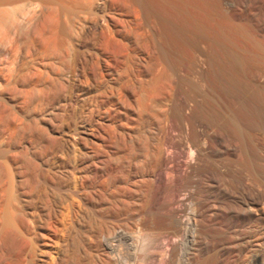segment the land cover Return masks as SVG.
Segmentation results:
<instances>
[{"label": "bare ground", "instance_id": "obj_1", "mask_svg": "<svg viewBox=\"0 0 264 264\" xmlns=\"http://www.w3.org/2000/svg\"><path fill=\"white\" fill-rule=\"evenodd\" d=\"M89 1L92 0H85L84 2L82 0V3L79 2V0H0L1 30L3 29L2 25L6 21H8V19L4 17L6 13L5 7L7 6L18 5L20 8L19 13L21 10V14L20 15L18 14V17L20 18L21 16L22 19L26 20V21L24 20L25 22L30 20V18L34 20V22L36 21L35 19L32 18V16H30L32 15V13L35 11L36 8L37 9L39 8L38 10L36 9V12L40 11L41 13L39 12V15L43 14L42 16L44 17V20L42 19L44 23L40 21L41 23L44 24L43 25L44 27H42V24H40L41 26H39V23L37 22L38 26L42 27L44 31L42 32V28H41V33H43L42 41L41 42L34 41V39H36L34 35L33 40H31V42L27 45L28 51L24 52L27 53L26 58H28V60L21 59L22 57L21 58L18 57V52L21 50V48L18 51V48H12V47L10 48L8 47L9 45H7L8 48L6 47V50L8 49L9 60L8 62H6V65L10 63V66H8L9 68H7V72L5 68L0 66V172H2V175H0V185H2V187L1 186L0 187L2 189L1 191H3V193L1 194L0 192V194L1 197L4 196L3 201L1 202L0 200L1 202L0 213L3 212V209L5 207L9 209L10 208L9 206H12L9 202L12 201L13 198L16 199L14 196L10 195V194H14L12 190H14L13 187L17 185L15 184V180H14L15 185L12 187L13 183L11 180L13 179L12 178L13 175H19V177L21 178V185L24 188V192L22 194L23 197H25L23 201H26V198L28 196L36 195L37 199H39V201H42L44 205H46L45 207L46 211L44 212L38 211V213H35L33 215L31 214L34 222H32L28 218L32 223H36L37 228L39 229V231H37L38 233L37 232L35 233L36 236L34 235L32 236V238H29V240L31 239L30 243L32 242L33 244L35 243L37 244L38 249L36 247L30 248V251L27 252V254L28 253L29 254L26 255V257L28 256L29 259L27 260L25 256H24L25 258L20 257L21 261L19 264H21L22 262L23 263L25 262L24 264L50 263L48 262L49 259L52 258L51 259L52 261L53 254L58 253V251H56L57 248L55 247H57L58 245V248L60 247V249L62 250L61 248L62 244L60 243L61 231H64L67 237L69 234L68 227L70 226L71 228L73 225L72 223H70L72 225L69 224V226L64 227V229H62L61 223L66 221L63 219L67 218V216L72 215L70 213H75L77 211L76 207L81 206V203L84 206L89 205L93 207L96 210L95 212H97L101 218L104 217V215H102L103 214L102 212H104L103 209H107L106 212L109 215L108 217H110L113 220L110 222V224L107 223L108 221L107 222L105 221V223L109 224L108 227L105 225V228L107 227L106 229L102 227L103 225L102 223L100 224V222H99L100 226L96 228L97 229L96 234H98L103 240V244H102L103 255L106 259H110L111 257L109 255L111 253L109 254V252L111 250H110L109 241L114 240L115 237L112 239L110 237H107L108 235L106 236V234L109 235L112 234L110 233L111 230L114 233H116L118 230H121L122 224L120 223V221L122 217L127 213L126 212L127 209L125 210L124 206H122L124 203V198L127 197V193H126L127 188L125 189L122 186L123 177L125 175L123 176L124 164H122L121 161L122 158L125 157L124 156L125 153L130 151L129 152L130 154L132 150H134L133 151L134 153L135 148L137 146L140 150H144L146 152L145 155L144 152L141 153L145 156V157L143 156V158H146L145 166H143L144 168L146 167L143 173V177H152L156 183L162 185L168 193V198L170 202L176 204L179 203L185 204L187 209L186 216L192 223H194V225L196 224L197 218L196 215L194 214L196 209L194 205H192L191 203V198H192L191 195L195 189V186H189L186 188L185 186H183V184L185 181H187L189 177V169H191L190 168L191 165L193 167V164L197 165L204 162V155L206 153V135L208 131H210L209 129L211 126L217 125L220 129H223L224 132L228 134V136L237 140L242 154V159L240 164L245 170L247 176L252 180L257 179L262 181L264 179V171L261 168L256 167L257 159H255L253 154L248 149L254 143V134L256 133V129H257L256 128L257 124L255 122L257 119L256 120L254 119L255 114L257 113L264 114L263 108H261L255 102L256 97L254 98L253 95L255 93L257 97L260 96L264 97V86H263L264 55H260V53L257 54V52L254 49L252 55L246 56L245 58H240L238 56V51L236 48L238 46V43L235 46L233 44L235 43V41L234 42L232 41L233 43L226 41L219 28H213L210 30V28L208 29L207 28L208 26L206 27V24H204L205 22L201 20L200 22L199 21L195 22V20L198 18L196 19L194 18L195 20H193V17H191L190 15L191 13L188 10L187 3L189 2H187L186 0H129L131 4H128L127 2V6L128 5H130V7H132L131 5L134 6V8L131 9L132 12L135 13L132 14L133 16L135 14V17H137L138 19L137 21H129V19L128 21H123L124 19L120 21L121 18L117 19L118 17L117 18L116 16L114 17L112 14L117 9V1L110 0V2L108 3V10L111 15V16L109 15L111 22L110 20L104 17L105 19H103V22H101L100 24L98 22L99 20L98 19L95 22L99 24L98 25L95 24V25L99 30L98 29L96 30L99 31L100 39L104 37L108 39H112L115 41V43L117 42L119 44V47L121 46V49L118 50L119 47L118 48L116 47L117 50H115V53L119 55L118 56L116 55V57H114L115 59L111 60L109 63L107 62L108 64L106 70L107 79L106 77H104L103 70H99L98 73H96L94 79L96 78L99 81V84L103 83L102 81H104L107 85L112 86L115 83H119V82L122 83V79H124L123 78L124 73H122V71L126 72L129 69L131 70L130 75H132V78H134L135 83H133L134 81L131 82L133 79L130 77L132 79L130 80L129 76H127L128 72H126L127 74H125V76H127L126 78L129 79L128 80L129 82L123 81L125 100L123 99L124 101H121L122 99L121 100L119 99L120 100L119 103L117 100H114L112 96H109L108 98L106 96H105L106 98L102 97L103 95L100 96L101 91L99 88V94H97L98 96L97 99H95V102L102 106L105 105L106 103H109L111 106L114 107L113 111H107L105 115H103V117L99 119L100 122L95 125V129H93V126L90 124L82 128L81 134H83V136L82 137L80 136L81 137L80 141L81 143H83L84 147L81 148L80 150L78 149L77 158L75 157L77 164L74 166L73 170H68V169L63 170L62 168L59 170H55L51 168V170L48 171L49 169L48 168L47 169L48 172L44 173L45 170L43 171V169L46 168H44L43 165L46 163V158L49 155L48 153L52 151V149L49 151L50 146L49 144H47V140L44 139V135L47 132V129L46 127L43 128L44 126L40 124L39 120L41 118L37 120L34 117L35 118L34 120L31 119L33 122H28L26 121L28 119H26L22 115L23 113L28 112V116H31L29 115L30 110H34L35 112L40 110L39 113L42 111L44 112L45 107L46 108L48 107V109L51 110V113H54V109L58 105L62 104L65 106V110H63L65 111V114H63V112H60L61 115L63 114L62 117H66V120L71 122L76 119L75 117L77 115V112L80 111V110L77 111V108L81 105L79 100L78 101L75 100L76 102H74L71 97L72 82L75 79L73 77L79 76L78 74L79 69H77L78 64L76 61V59L78 58L74 44V38L77 41L76 38L77 36L74 35V33L76 34L78 33L76 31H78L80 22L79 23L77 22L78 26L76 28L75 19H78L77 18L79 14L78 12L83 13L82 11L85 12V10L88 9V7L89 9L86 11L87 12L90 11ZM92 3L93 1L91 2V9L93 11ZM125 8L126 7H124L123 9ZM136 8H140V10ZM30 11L32 12L31 14H29L30 16L29 18V16H27L28 15L27 12L30 13ZM92 11H90V13ZM216 12L218 11L216 10ZM92 13L91 15H93ZM33 14L35 15L36 13ZM118 14L119 13H117V15ZM127 14L128 13L124 15L128 16ZM34 15L33 17H36V15L35 16ZM62 15H64L66 18H68V20H70L68 22V23L71 22L70 28L68 29L63 28V26L66 24L65 22L67 21L64 22L63 20L62 22H64L65 24L62 23L64 25L63 26L61 25V19L62 18L64 19V17H61ZM83 15H82L83 21L86 22L88 20L87 14H85L84 17ZM134 19L136 20V18ZM18 21L20 20L19 19L15 20V23H18ZM22 21L23 20H21L20 23L24 22ZM30 21H28L27 24H29ZM37 21H39V19ZM5 24H6L5 26H7V23ZM20 25L21 24H19L18 29L16 28L17 30L15 31V33L19 31ZM22 25L21 27H23ZM82 28H84L85 30L84 26ZM28 29L31 31V28ZM24 30L26 31V29ZM79 30L81 32V28ZM30 31H28L27 33L28 34L27 36L29 37H30ZM36 31L37 29L34 30V33H36ZM37 32L39 33V31ZM21 33L19 35L20 38H22L25 35L24 34L23 36H21L23 34ZM9 36L12 37V35L10 34ZM13 37L12 38L8 37V38L12 40ZM0 38H2L1 33H0ZM9 39L7 42H9ZM26 39H30V38L26 37ZM26 41L28 42V40ZM1 42H0V48H1ZM12 42L9 43L11 44L10 46L12 45L15 46V44H13L14 42L13 43ZM24 44L22 45L24 46ZM18 46L19 45L15 47ZM27 48H25L24 50H26ZM116 51L119 52L117 53ZM184 51H187L190 54V57L180 58L182 57L180 56L181 55L180 52L183 53ZM4 52H6L5 49ZM168 55L172 57L170 58V62H171L170 65H168L166 61V57L168 58ZM141 56H145L146 58H143ZM132 58L136 59V61H133ZM144 62H146L145 65H147V67L144 65ZM178 71H180L181 74L177 73ZM250 73L251 75H249ZM71 74L73 76L72 80L69 78V75ZM178 74H180V76L177 78L176 75ZM95 83L98 84L97 81H95ZM182 85L189 87V93L186 99L187 102L184 103L183 105L179 104L177 106L176 109L177 112H176L174 110L175 107L171 106L172 104L171 105L169 104L170 101L169 99L171 98V96L173 97L175 88L177 86L180 87ZM123 86L121 84L120 87ZM111 88L113 89V87ZM209 89L210 92H212V94L215 96V99L218 96V98H221L223 101H226V105L221 106L220 108L214 106L213 107L211 106L212 108H208L204 101L208 95L207 90ZM112 91L110 92V94L112 93ZM249 92L250 94H252V97H249L248 95ZM112 94L114 95V91ZM96 103L94 104L97 105ZM155 105L158 107L159 110V115L157 114L158 115L157 120L159 122L158 126L160 124H163L161 127L164 126L163 129L165 130L166 133V138L163 142V149L158 147L157 145L155 146L156 139H153L154 142L151 143L150 146L147 147L145 145L146 147L143 146L142 148V146L140 147V142H142L141 140L143 139L139 140L138 138L141 137L139 135L142 133L143 116L145 113L148 114L151 111L152 107L155 108ZM61 109L62 108H60V111H62ZM222 111L223 112L225 111L226 113L229 114V120L227 121L223 120L222 118L224 117V115L222 116V118L220 117ZM152 114H153V110H152ZM152 114L150 112L149 116ZM209 116L211 118L207 119V117ZM259 116L261 118V115ZM262 116L264 117V115ZM44 119L42 120L43 122ZM153 119L154 120L156 119V115ZM224 119H226V117ZM148 121L150 120L148 119ZM75 123L76 122H74V124ZM105 123H109L113 128L112 129L113 132L111 131L113 134V140L110 141L109 144L105 140L106 136H103V133L106 132V131L103 132V130L105 129V128L103 129V125L105 126ZM111 127H109L108 129H110ZM260 129L261 128H258L257 130ZM160 132H162V129ZM175 134L179 138V141H177V139L175 138ZM148 142L147 145H149ZM48 143H50V141ZM142 143L144 144V142ZM50 145H52V142L50 143ZM102 147H105L106 149H102ZM169 149H179L180 152L179 153L169 152ZM64 154L66 158L70 157L69 156L70 154L68 153H64ZM24 157L25 160L21 162L20 159L21 158L23 159ZM123 160L125 161V158ZM228 160L232 162L231 159ZM130 162L132 163V161ZM137 164L135 163V165ZM135 165L131 164L129 166V169L132 174L138 175L137 174L138 169H135L137 167V166L135 167ZM225 165L227 169L230 168L228 161ZM13 170L15 174L13 173ZM63 172L73 174L72 176L74 182L71 183V182H66V180L65 181L62 180L60 178V175H63L64 174ZM9 173L11 174L13 173L11 178H9L11 175V174L9 175ZM103 176H107V177L111 176L112 179L108 183V185H105L97 180L98 178ZM136 181L135 183L138 186H140V183L138 184V182ZM130 182L132 181L130 180ZM9 185H11V189ZM126 187H128V184ZM140 188L141 187H139V189ZM137 189L135 191H137ZM7 190L8 192L10 190L9 194L6 192ZM142 191H144V189ZM5 192L7 193L8 197H10L12 200L8 201V197L6 199ZM141 195H142L141 197H143V194ZM19 200H17V203ZM126 202L129 203V201ZM142 202L143 201H141V205ZM19 203L21 204V202ZM131 203L132 202H130V205ZM20 204H18V206ZM13 205L16 206V204ZM247 207L249 210H253L254 207L253 203L248 202ZM11 208H13V206ZM139 209L134 208L133 215L138 220L139 219L141 220L142 217L140 218V216L142 211L140 212ZM5 210L6 208L4 209V212H7ZM11 210L12 212L14 211L13 209ZM79 210L82 211L81 208ZM85 210L88 211V209L86 208ZM65 211L67 212V214L63 218ZM9 212H7V214H9ZM92 212L93 211H91V213ZM13 213L9 215L12 217ZM7 214L6 216H8ZM25 214L26 213L22 214V217ZM14 215L16 216L17 214ZM19 215H21V213ZM75 215L76 214H74V216ZM78 215H80V213ZM10 216H8V218L6 219L10 218L8 222L15 221L14 222L15 224L18 216L16 217V220L14 219L12 220ZM92 216L94 215L92 214ZM95 217L93 223L94 226L95 225L97 226L96 224L97 222H95L96 219ZM76 218L79 219L77 216ZM73 219L74 218L72 217V221ZM101 220L102 219H100L99 221ZM138 220L137 222H140ZM189 220H188V224L191 223ZM20 221H22V218ZM72 221L70 220V222ZM89 222L91 223V221ZM89 222L88 224L90 226ZM17 223L15 226L12 225L13 223H11L15 231H16L15 227H17V229L20 228L17 225ZM66 223L68 224L69 222ZM132 223L136 224L135 222ZM11 225L9 226L11 227ZM22 225H24V223L23 224L21 223V227ZM92 226H90L89 228L91 229V231L92 230L94 231V228ZM191 227L192 226H190V229ZM32 229L35 228L32 227ZM85 229L83 232H81L80 230L81 233L79 232L80 234H78L77 236L78 238H76L75 240L70 239L73 241L71 243L72 254L71 255L69 254L70 256L68 255V260L66 259L69 264H84L83 260L85 258L87 259V257L92 255V253H90L91 251L88 250V247L92 239L94 238L90 239L88 233H92V232L90 230H89L90 232L87 230L88 225H87V229L86 230ZM185 229L190 230L187 228ZM17 231H21V228ZM34 232L35 231H33V234ZM177 233L178 234L176 233L171 234L170 232H166L165 234L162 235L161 240L163 239V242L166 245L164 243L163 244L167 247L164 246L165 250L160 247V250L161 249L164 250V254L161 251L163 256L160 255L162 256V258L161 257L159 258L160 259L158 261L159 264H190L191 258L189 253L183 256L182 255L180 256L178 254L177 259H174L173 257L171 258L172 255H170V259H169L170 247H172L173 243L175 242L174 237L177 238L187 237V234H182L181 232H180L181 234H179V231H177ZM23 234L25 235V233ZM23 234L21 236H23ZM16 235L18 236V234ZM65 235L63 237H65ZM121 236L123 237V235ZM73 237H76V235ZM27 238L28 237H26V239ZM34 238L36 239L35 243L34 241H32V239ZM108 238L110 239L108 240ZM144 238L142 237L141 240V242L144 240L143 243H145V241L146 243L152 241V238L151 240L149 239L150 237H148L147 240L146 238L145 239ZM99 239L96 240L99 241ZM118 240L119 239L114 241H118ZM154 241H152L151 244H153ZM186 241H187L186 243H188L189 246L194 245L195 242L193 236L192 237L189 236L186 239ZM92 242L94 243V241ZM158 242L160 243V241ZM24 243L28 244L29 242H24ZM67 243L69 244V242ZM180 243L181 242H179V244ZM27 244L26 247L23 245L24 248H27ZM147 244H142V246L145 245L144 247L147 248L146 246ZM151 244L150 246L148 245L150 247V248L148 247V251L151 248H153L152 247L153 245L151 246ZM163 244L161 243L159 245L163 246ZM183 245L184 243L182 242V246ZM258 246H260V243H258ZM111 248H113V246ZM142 249L143 248L141 247L140 250L142 252L145 251L146 253L147 249L146 250L144 249L142 250ZM112 252L113 254L115 253L118 255V251L117 253L116 251L115 252L112 251ZM82 253L84 254V256L82 255ZM22 255H24L23 252ZM99 257L101 256L99 255ZM55 259L56 258H54V260ZM142 260H143L142 262H144L145 264L147 263L146 258L145 260L144 259ZM99 262L102 261L100 260ZM52 264H54V262ZM199 264H206V262H201ZM232 264H237V263L233 262Z\"/></svg>", "mask_w": 264, "mask_h": 264}, {"label": "rangeland", "instance_id": "obj_2", "mask_svg": "<svg viewBox=\"0 0 264 264\" xmlns=\"http://www.w3.org/2000/svg\"><path fill=\"white\" fill-rule=\"evenodd\" d=\"M84 1L85 0H83V2ZM92 1H93V3H92L93 11L91 9V2ZM92 1H89L90 2L89 5H90V11L93 12V13L91 12L93 15H91L90 11L89 12L86 11L89 9V7H88V9H86L85 12L82 11L84 13V15H83V13L78 12L79 13L77 16L78 19H75L76 28L78 26L77 22L78 23L80 22L79 27H78V31H76V32H78L77 33L78 35L76 33H74V35L77 36V37L75 36L77 38V41L74 38V44H75V51L77 53V58H78V59H76V61L78 64L77 69H79L78 70L79 76L73 77L71 74V75H69V78L71 80L73 78H75L72 82L71 97H72L74 102L79 100L80 105L83 106V107H81L78 105L79 107L77 108V111L78 110H80V111H78L79 113L77 112V115L75 117L76 119L74 118L75 120H73L71 122V121H67L66 117H62L63 114H65V111H63V110H65V106L62 104L58 105L54 109L55 114L51 113V110H49L48 107L47 108L45 107L46 109L44 108V112L42 111L39 113L40 110L37 112H35L34 110H30L31 113L29 112V115H31V116H28V112L23 113V115H22L26 119H28V120H26L24 118L28 122H33L31 119L34 120L36 118L38 120L39 118H41L39 120L40 124L42 126H44L43 128L46 127V129H47L48 133L47 132L46 133L48 135L45 133L44 139L47 140V144H49V146H50L49 151L52 149L53 152L48 151L49 155L46 158L47 164L45 163L43 165V167L46 168V169H43V171L45 170L44 173H47L48 171H50L51 168L55 169V170H59L61 168L63 170H66V169L73 170L74 166L77 164L76 158H77V154H78V149L80 150L81 148L84 147L83 143H81V141H80V138L83 136V134H81L82 128L84 126H88L90 124L93 126V129H95V125L100 122L99 119L102 118L103 115H105V113L107 111H113V108H114L109 103H106L105 105L102 106V105H99L95 102V99H97V96H98L97 94H99V88L101 91L100 96L103 95L102 97L106 96L107 98L109 96H112L113 99L117 100L119 103L121 99H122L121 101L125 100V92L123 89L124 88L123 83L129 82L128 81L129 79L126 77L129 76V78L130 77L132 78V75H130L131 70L128 69V71H126V72H128V74L125 71L124 72L122 71V73H124L123 74L124 79H122V83H120V82L115 83L112 86L107 85L104 81H102L103 83L99 84V81L96 78H95L96 80L94 79L96 73H98L99 70H103L104 77H106V79H107V73H106L107 65H108L107 62L109 63L111 60L115 59L114 57H116V55L117 56L119 55V54L115 53V50H117V48L119 47V44L117 42L115 43L114 40L108 39L105 37L100 39L99 38V31H98L99 29L96 26L99 23L101 24V22H103V19H105V18L110 20V18H109L110 12L108 10V3L110 2V0H92ZM116 1H117V9L112 14L114 17L115 16H116V18L118 17L117 19L121 18L120 21H122L123 19H124L123 21H128V19H129V21H137L138 20L137 17H135V14H134V16L132 14V13H135V12H132V9H131V8H134V6L131 5L132 7H130V5H128L130 8L127 6V2H128V4H131L129 0L128 1L127 0L126 1L125 0H123V1L122 0H116ZM186 1L189 2V3H187L188 4V10L191 13L190 14L191 17H193V20L198 18V19H196L197 21L195 20V22H198V21L200 22V20L205 22L204 24H206V27L208 26L207 28L208 29L210 28V30L213 28H219L226 41H229V42L235 41L236 44L232 42L235 46L238 43V46L236 48L238 51V56L240 58H245L246 56L252 55L254 49L257 52V54L260 53V55H264V0H186ZM79 2L82 3V0H79ZM119 2H120V5H119ZM124 7H126L127 9L126 8L123 9ZM5 9H6V11H5L6 13H5L4 17L7 18L8 21H6V22L4 21L5 23H7V26H5L6 24L4 23L2 25L3 29L2 30L0 29V33H1V37H2L0 39H3V40H0V42L4 41L3 43L1 42V48H0V57H1L0 58V61H1L0 66L5 68V70L7 72V68H9L8 66H10V63H8V65H6V62H8V60H9L8 49L6 50L7 45H9L8 47H10V48L11 47L12 48H18V51L21 48V50L19 51L20 53L18 52V57L19 58L22 57L21 59L28 60V58H26L27 53H24V52L28 51L27 45L31 42V40H33L34 35H35L34 37L36 38V39H34V41H37V42L42 41V37H43L42 34L43 33H41V28L44 27L43 26L44 25L43 24L44 23V21H43L44 17L42 16L43 14L39 15L40 11L36 12V9H37L36 8L35 11L33 12V13H36L35 14L36 17H33V15H34L33 13H32V15H30V16H32L33 19L36 20L35 21L36 23H35L34 20H32L29 16V14H31L32 11H30V13L27 12L28 13L27 16H29V18L31 20V21L28 20L32 24V27H31L30 23H29L30 25L27 24L28 21L25 22L26 20L22 19L21 16H20V18L18 17V14L19 15L21 14V10L19 13L20 8L18 5L17 6H7V7H5ZM136 9L140 10V8H136ZM216 10L218 12H216ZM122 12H124V13H122ZM117 13H119V14L117 15ZM126 13H128L127 14L128 16L124 15ZM81 14L83 15V17L85 16V14H87V17H88L87 18L88 20L86 21L87 23L83 21ZM107 14H108V16H107ZM38 15H39V17H38ZM131 15H132V17H131ZM40 16L43 18H41ZM91 16L92 17L94 16L93 17L94 19ZM61 17H64V19L63 18L61 19V25L62 26L65 23L67 24L70 21L64 15H62ZM214 17H216V18H214ZM17 18L20 21L25 20L24 21L25 23L23 21L22 22L26 25H24L23 23H20V21H18V23H15V20H18ZM134 18H136V20ZM38 19H39V21H37ZM63 20H64V22L65 21H67V22L64 23V22H62ZM97 20L99 23L95 22ZM32 21L34 22V24ZM40 21H42L43 23H41ZM37 22L39 23V26H41L40 24H42V27H39ZM110 22H111V20H110ZM209 22H211L212 24ZM62 23H64V24H62ZM19 24H21V25L23 24L22 25L23 27H21V25H20V29L23 31H21L19 29L20 32L17 31V33L19 32L17 34V33H15V31L18 29ZM36 24H37V26H36ZM66 24L64 26H66ZM70 24H71V22L68 23L66 27L63 26V28L64 29L70 28V26H71ZM209 24H211V25H209ZM13 25H14L15 29H14ZM26 26H27V28H26ZM34 26L38 27V28H35ZM83 26L85 27L86 32H85L84 28H82ZM12 27H13V29H12ZM23 28L26 29V31ZM28 28H31V31ZM32 28H34V29H32ZM80 28H81V32L79 30ZM35 29H37V31H39V33L37 31H36V33H34ZM96 29H98V30H96ZM82 30H83V32H82ZM28 31H30V37L27 36ZM42 32H44L43 28H42ZM20 33L22 34L21 36H23L24 34L25 35L22 38H20V36H19ZM40 33L42 36L40 35ZM9 34L12 35V37L14 36L12 40L9 39V38H12L11 36H9ZM38 34L40 35V38H39ZM79 34L82 38L79 36ZM3 36H4V38H3ZM26 37L30 38V39H26ZM14 38H15V40H14ZM37 38H39V39H37ZM8 39H9V42H7ZM21 39H23V40H21ZM24 40L25 41L28 40V42L27 41L25 42ZM11 42L13 44H15V46H17V45H19V46L18 47H15L14 45L10 46L11 44H9V43H11ZM19 42H21L22 44L25 43L26 45L24 44V46H23ZM3 46H4V48H3ZM77 47H78V50H77ZM25 48H27V49L24 50ZM256 48H258V49H256ZM4 49L6 52H4ZM119 49H121V46L118 48V50ZM139 53H140V50H139ZM20 54H22V55H20ZM180 54H181L180 56H182V57L178 56L180 58L190 57V54L187 51H184L183 53L180 52ZM7 56H8V58H7ZM141 57L146 58L145 56H141ZM170 58H172L170 55H168V58L166 57V61H167L168 65L171 64ZM132 59H133V61H136V59H134V58H132ZM145 64H146V62H144V65ZM5 66H7V67H5ZM82 66H83V68H86V69H83ZM145 66L147 67V65H145ZM177 73L181 74L180 71H178ZM85 74H87V75H85ZM125 74H127V76H125ZM180 74L176 75L177 78L180 76ZM249 75H251V73ZM131 78H130V80L133 79L131 82L134 81L133 83H135L134 78H132V79ZM94 80L97 81L99 85L97 83H95ZM121 84L123 87H120ZM109 86L113 87V89ZM263 86H264V84H263ZM112 90L114 91V95L112 94L113 93ZM111 91H112V93L110 94ZM207 92H208V95H207L204 102L208 108H212L213 106L220 108L221 106L226 105V101H223L221 98H218V96L215 99V96L212 94V92H210V89L207 90ZM250 92L248 95H249V97H252V94H250ZM188 93H189V87L188 86L182 85L180 87L177 86L175 88V91L173 93V97L171 96V98L169 99L170 100L169 104L170 105L172 104L171 106L175 107L174 110L176 112H177V110H176L177 106L179 104L183 105L184 103L187 102L186 99H187ZM253 95H254V98L256 97L255 102L264 110V99H263L264 97H261V96L257 97L255 95V93ZM82 100H83V102H82ZM171 100H173V101H171ZM94 103H96L97 105H95ZM60 108H62L61 109L62 111H60ZM81 108H82V110H81ZM152 108H154V107H152ZM152 108L150 111L152 114V110H153V114L150 115L151 117L149 116L150 112L148 114L145 113L143 116L142 133L139 135L141 137L138 136L139 137L138 139L139 140L143 139L141 141L144 142V144L142 142H140V147L142 146V148H143V146H145V145L148 147V146H150L151 143L154 142L153 139H156L155 140V146L157 145L158 147L163 149V142L166 138V133H165V130L163 129L164 126L161 127L163 124L159 125L162 129V132H160L161 129L158 126V124H159V122L157 120V117L159 115L158 107L155 105V108L154 109H152ZM154 110H156V111H154ZM47 111H48V113H47ZM60 112H63V114L61 115ZM225 113H226L225 111L224 112L222 111V114H220V117L222 118V116L224 115V117L222 119L227 121V120H229V114L228 113L225 114ZM25 114H26V116H25ZM155 115H156V119H155L156 121L153 119L155 117ZM259 115H261V118H263V119H261ZM262 115H264V114H262V113L261 114L260 113L255 114L254 119L255 120L257 119L255 121L257 124L256 128L257 129L261 128V129L260 130L256 129V133L254 134V143L255 144L253 143L254 145L252 144L251 147H249L248 149L253 154L255 159H257L256 167L261 168L264 171V132H262V131H264V126H263L264 125V117ZM44 117L46 120L44 119ZM225 117H226V119H224ZM210 118H211L210 116L207 117V119H210ZM43 119H44V122L42 121ZM148 119L150 121H148ZM74 122H76V123L74 124ZM156 122H158V123H156ZM258 125L261 127H259ZM109 127H111V125L109 123H105V126L103 125V129L105 128L103 130V132L106 131L105 133H103V136H106L105 140L108 142V144L110 143V141L113 140V134H112L113 128L111 127L110 129H108ZM209 130L210 131H208V133L206 135V153L204 155V162L197 164V165L193 164V167L191 165V167H190L191 169H189V177H188L187 181H185L183 184V186H185L186 188L189 186H195V189L191 195V197H192L191 203H192V205H194V207L196 209V211L194 213L196 215V218H197L195 225L186 216V210L187 209H186L185 204H182V203L176 204V203L170 202V200L168 198V193L162 185H159L158 183H156L152 177H143V173H144L145 168H146V167L145 168L143 167V166H145V161H146V158H143V156L145 155L146 152L144 150H140L137 146L135 148L136 153L135 152L133 153L134 150H132V152L130 154H129L130 151L125 153L124 154L125 161L123 160L124 158H122V161H121L122 164H124L123 176L124 175L126 176V177L125 176L123 177L122 186L125 189L126 188L128 189V191L126 189L127 197L124 198V203L122 206H124L125 210L127 209L126 210L127 213L122 217V219L120 221V223L122 224L121 225L122 231L118 230L116 233H114L110 229L111 230L110 233H112V234H110V235L106 234V236L108 235L107 237H110L112 239L115 237L114 240L119 239L118 241H114V240L109 241L110 242V250H111L109 252V254L111 253L109 256L111 258L106 259L104 257L103 245H102L103 240L98 234H96V231H97L96 228L99 227L101 223L103 225L102 226L103 228H105V225L108 227L110 222L113 220L110 217H108L109 215L106 212L107 209H103V211L105 213L102 212L103 213L102 215H104V217L101 218L99 216V214L97 212H95L96 210L93 207H91L89 205L84 206L81 203V206L76 207L77 211L75 213H70L73 216L69 214L71 217L67 216V218H64L65 215L67 214V212L65 211V214L63 216V218H64L63 220H66V221L61 223L62 227H61V224H60V227L62 229H64V227L69 226L70 223H72L73 225L70 224V225H72V227L71 228H70V226L68 227L69 234L67 237H66L64 231H61L60 243L62 244V246H61L62 250L60 249V247L58 248V245H57V247H55V248L59 249V250L56 249V251H58V253L53 254V260H54V258H56V259L54 261L53 260L51 261L52 258H50L48 262H50L51 264L53 262H54V264H56V263H58V264H61V263L69 264L67 262V260H68V255L72 254V251H71V248H72L71 243L73 242L72 240H75L76 238H78L77 237L78 234L83 232L85 228L87 229V225H88L87 230L91 231V229L89 227L93 225L92 227L94 228V231L92 230L91 231L92 233H88L90 236V239H92V238L95 239V240L92 239V241H94V243L90 240L91 243L88 247V250L91 251L90 253H92V255L87 257V259L83 258L84 264H93V263L94 264H98V263L99 264H104V263L105 264H109V263L110 264H116L118 262H119L118 264H120L121 262H122L121 264H127L128 262H129L128 264H145L144 262H142L143 261L142 259L145 260V258L147 259L146 264H150V263L151 264H159V262H158L160 260L159 258L160 257L162 258V256H163L162 252L164 254V250H165L164 248L167 247V246H165L166 244L163 242V239L161 240L162 235L165 234L166 232H170L171 234L172 233L178 234L177 231H179V234H181V233L187 234V237L186 238L185 237L184 238L174 237L175 245L173 243L172 247H170L169 259H170V255H172L171 258L173 257L174 259H177L178 254L180 256L181 255L183 256V255H187L189 253L190 258H191L190 264H199L201 262H206V264H232L233 262H236L237 264H264V179L262 181L257 180V179L252 180L247 176L245 170L243 169V167L240 164L241 159H242V154L240 151L239 143L237 142L236 139L228 136V134H226V132H224L223 129H220L217 125L211 126ZM143 131H144V133H143ZM159 132H160V134H159ZM142 134H143V136H142ZM175 138L177 139V141H179V138L177 137L176 134H175ZM54 139H55V141H54ZM51 140H53V141H51ZM49 141H50V143L52 142V145H50V143H48ZM147 142L149 145H147ZM102 149H106V148L102 147ZM142 152H144V155L141 154ZM169 152L179 153L180 151H179V149H169ZM64 153L70 154L69 155L70 157L66 158ZM140 158H141V160H140ZM137 159H138V162H137ZM228 159H231L232 162H230ZM24 160H25V157L23 159L22 158L20 159L21 162ZM258 160H259V162H258ZM126 161H129V162L132 161V163L131 162L129 163ZM227 161L229 163V166H230L229 169L230 170L226 168L225 164L227 163ZM135 163L136 164L138 163L140 166L138 164L135 165ZM131 164H134L135 167L137 166L135 169H138L137 174L139 176L131 173V171L129 169V166ZM47 169H48V171H47ZM142 169H144V170H142ZM127 172H129V173H127ZM136 172H137V170H136ZM13 173H14V170H13ZM63 173H64L63 175H60V173H59L60 178L62 180H64V181L66 180V182H71V183L74 182V179L72 176L73 174H69L67 172H63ZM10 174L11 173H9V175ZM12 174L10 175L9 178H11ZM0 175H2V172H0ZM13 176H12L13 179L12 180L10 179L13 183V184L11 183L12 187L15 184H17L15 186L16 188L15 187H13V188H14V190L15 189H18V190H15V191L12 190L14 192V194H10V195L14 196L16 199L18 198L17 200H19V199L20 200L17 203L16 199L13 198V200H12L10 197H8L7 193L9 194L10 190H9V192L7 190L6 191L7 193L5 192L6 193V199L8 197V201L12 200L9 203L13 206V208H11L12 206H9V207L14 210L13 211L14 213L12 212V210L10 208L8 209L7 207H5L6 208L5 211H7V212L10 211L11 213H13L12 217L9 215V214H11L10 212H9V214H7V212H4L5 208L3 209V212L5 213V215L3 212L0 213V231H1V233H0V235H1L0 236V264H10V263L15 264V262H16V264H19L21 261L20 259L25 258L26 255L29 254V253L27 254V252L30 251V248L36 247L38 249L37 244L35 243L36 239L35 238L32 239V241H34V243H35V244H33L31 242L32 245L30 243L31 239L29 240V238H32V236H34V235L36 236L35 233L37 231H39L36 223H32V222H34L32 219V215L35 213H38V211H40V212L46 211L45 210L46 205H44V203L42 201H39V199H37L36 195L28 196L26 198V201H23L25 197H23V194H22L24 192V188L21 185V178L19 177V175H13ZM71 178H72V180H71ZM150 178H152V179H150ZM111 179H112L111 176H108V177L103 176V177L98 178L97 180L100 181L101 183L105 184V185H108V183L111 181ZM14 180H15V184H14ZM130 180L132 182H130ZM134 180L135 181L137 180L136 182H138V184L140 183V186H138ZM105 181L107 184L105 183ZM127 181H128V183H127ZM141 181H142V183H141ZM144 181H145V183H144ZM132 183H134V184H132ZM127 184H128V187H130V188L126 187ZM142 184H143V186H142ZM0 186L2 187V185H0ZM9 186L11 189V185H9ZM9 186H8V188H9ZM1 187H0V192L2 194L3 191H1L2 190ZM139 187H141V188L139 189ZM186 188H184V189H186ZM136 189H137V191H135ZM143 189H144V191H142ZM1 194H0V200L2 202L4 199V196L1 197ZM141 194H143V197H141L142 196ZM138 196H139V198H138ZM138 199H140V200H138ZM126 201H129V203ZM133 201L137 204H135ZM141 201H143L142 205H141ZM13 202H15V203H13ZM19 202H21V204ZM130 202H132L131 203L132 207L130 205ZM248 202L253 203V206H254L253 210L248 209V207H247ZM13 204H16L17 207ZM18 204H20V205L18 206ZM133 204H134V206H133ZM138 205H139V207L141 206L140 209H139ZM78 207H80L82 209V211H80L79 210L80 208H78ZM84 207L86 209H88V211L85 210ZM126 207H128V208H126ZM133 207L135 209H139L140 212L142 211L141 216H140V218L142 217V219H141L142 221L140 219L138 220L136 217H134V215H133L134 208ZM91 211H93V212L91 213ZM87 212L89 213V215ZM20 213H21V215H19ZM24 213H26V214L22 217V214H24ZM79 213H80V215H78ZM6 214L8 216H10L12 218V220L13 219L16 220V217L18 216L16 223L18 222L17 225L21 228V231H17L20 229V228L17 229V227H15L16 228V231H15V229L12 227V225H14V226L16 225V223L14 224L15 221L14 222L13 221L8 222V220H10V218L6 219V218H8V216H6ZM14 214H17V215L15 216ZM74 214H76V215L74 216ZM92 214L94 216H92ZM76 216L79 219H77ZM72 217L74 218L73 221H72ZM94 217L97 219V221L95 219V222H97L96 223L97 226L96 225L94 226V223H93ZM21 218H22V221H20ZM23 218L26 220V222ZM98 219L99 220L102 219L101 220L102 222L99 221ZM37 220H38V218H37ZM70 220L72 222H70ZM137 220L140 222H137ZM188 220L192 224L191 223L188 224ZM28 221L31 223H29ZM89 221H91V223ZM105 221L106 222L108 221L107 223H109V224L105 223ZM66 222H69V223L67 224ZM88 222L90 223V226H89ZM99 222H100V224H99ZM132 222H135L136 224H134ZM11 223H13V224L11 225ZM21 223L22 224L24 223V225H22V227H21ZM117 223H118V221H117ZM30 224H31V226H30ZM132 224L134 225V227ZM9 225H11V227ZM32 225H34V226H32ZM190 226H192L191 229H190ZM32 227H34L35 229H32ZM182 228H183V230H182ZM185 228L190 229V230H186ZM30 229H31V231H30ZM74 229H76V230H74ZM3 230H5V231H3ZM80 230H81V232H80ZM33 231H35L34 234H33ZM9 232H11V233H9ZM21 232H22V234L25 233L26 237H28V238L26 239L24 234H23V236H21L22 235ZM93 232L95 233V235ZM16 234H18V236ZM120 234L123 235V237ZM64 235H65V237H63ZM75 235H76V237H73ZM96 235L100 239L97 238ZM140 236H142L143 238L146 236L145 237L146 240L148 237H150L149 238L150 240L152 238V241L155 240L154 242L155 243L157 242V243L155 244L153 242V244H151L152 241L149 242L151 244V246L153 245L152 246L153 248H151L148 251V247L150 246V244L148 242H147L148 243L147 244L146 241H145V243H143L144 240L141 242L142 237H140ZM189 236L190 237L193 236V239L195 240L194 245H192V246H189L188 243H186L187 242L186 239ZM62 238H64V239L67 238V239L64 240ZM110 238H108V240ZM70 239H72V240H70ZM96 239L97 240L99 239V241H97ZM158 241H160V243ZM177 241H178V243H177ZM24 242H29L28 244L26 243L27 248H24V246L26 247V244ZM67 242H69V244ZM99 242H101V243H99ZM179 242H181L180 243L181 245L179 244ZM182 242L184 243L183 246H182ZM161 243L162 244L164 243L165 245L164 244H163V246L159 245ZM258 243H260V246H258ZM61 244H59V245H61ZM64 244H65L66 248H65ZM142 244H147L146 245L147 248L144 247L145 245L142 246ZM157 244L159 245V247ZM111 245L113 246V248H111L112 247ZM117 246H118V248H117ZM179 246H180V248H179ZM141 247L143 249L145 248L144 250L147 249L146 253H145V251L142 252L140 250ZM160 247L163 248L164 250L163 249L160 250ZM260 247H262V248H260ZM24 249H25V251H24ZM180 249H181V251H180ZM112 251H114V252L116 251V253L118 251V255L121 257V259L117 254H115V253L113 254ZM119 251H120V253H119ZM151 251L152 252L155 251V252L152 253ZM156 251H157V253H156ZM22 252L24 255H22ZM63 252L65 254V257H64ZM149 253H151V254H149ZM158 253H161V254H158ZM82 255L84 256L83 253H82ZM99 255L101 257H99ZM114 255H116L117 257ZM160 255H162V256H160ZM97 256L100 258V260L103 263L99 262L100 260ZM113 257H114V259L116 257V259H115L116 262L114 261ZM26 258H27V260L29 259L28 256ZM103 259H105V260H103ZM148 260H149V262H148ZM56 261H58V262H56ZM124 262H127V263H124ZM50 263H43V264H50Z\"/></svg>", "mask_w": 264, "mask_h": 264}]
</instances>
